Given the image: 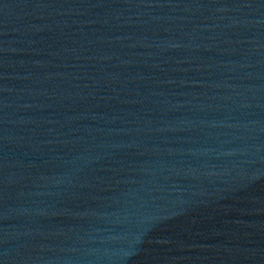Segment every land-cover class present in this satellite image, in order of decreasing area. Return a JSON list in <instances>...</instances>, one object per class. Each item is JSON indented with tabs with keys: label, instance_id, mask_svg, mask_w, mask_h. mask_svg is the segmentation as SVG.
<instances>
[{
	"label": "water",
	"instance_id": "water-1",
	"mask_svg": "<svg viewBox=\"0 0 264 264\" xmlns=\"http://www.w3.org/2000/svg\"><path fill=\"white\" fill-rule=\"evenodd\" d=\"M264 177V0H0V264H203Z\"/></svg>",
	"mask_w": 264,
	"mask_h": 264
}]
</instances>
